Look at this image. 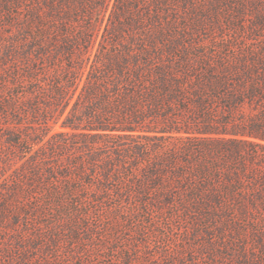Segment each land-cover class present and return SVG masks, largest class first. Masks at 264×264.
Returning a JSON list of instances; mask_svg holds the SVG:
<instances>
[{
  "label": "trees",
  "instance_id": "1",
  "mask_svg": "<svg viewBox=\"0 0 264 264\" xmlns=\"http://www.w3.org/2000/svg\"><path fill=\"white\" fill-rule=\"evenodd\" d=\"M178 8L194 5L0 0L11 19L0 49V146L14 153H0V176L15 165L0 182V206L18 203L14 223L50 204L35 206L33 195L66 176L54 154L85 148L88 163L101 159V181L79 177L94 191L71 186L62 217L125 201L147 219L242 224L264 240V44L188 40ZM58 121L70 131L43 140Z\"/></svg>",
  "mask_w": 264,
  "mask_h": 264
},
{
  "label": "rangeland",
  "instance_id": "2",
  "mask_svg": "<svg viewBox=\"0 0 264 264\" xmlns=\"http://www.w3.org/2000/svg\"><path fill=\"white\" fill-rule=\"evenodd\" d=\"M191 1L194 5L191 13H183L178 8L193 31L186 39L205 45L264 44V0ZM110 5L111 1L108 10ZM0 21L1 49L11 19L1 13ZM182 22L184 19L181 25ZM59 121L43 140L52 133L70 131L62 128ZM82 149L61 151L51 158L50 162L56 163L66 176L46 179L36 186L35 206L50 198V204L40 213L20 214L14 223L18 203L13 202L5 212L0 206V213L6 217L0 222V264H264V240L254 238L242 224L147 219L136 206L115 200H106L103 204L90 202L83 208L88 212L84 218L65 214L62 217V213L70 210L66 206L70 199L66 191L71 186L75 187L74 193L85 196L94 191L93 186L79 177L91 174L92 183L101 181L98 167L101 159L94 165L88 163L89 149ZM0 151L4 158L14 156L5 144L0 146ZM70 158L78 159L79 163L81 160L82 164L70 165L67 160ZM12 169L0 176V182ZM107 185L117 184L109 180ZM62 197L65 200L60 202ZM137 212L141 215L136 216Z\"/></svg>",
  "mask_w": 264,
  "mask_h": 264
}]
</instances>
